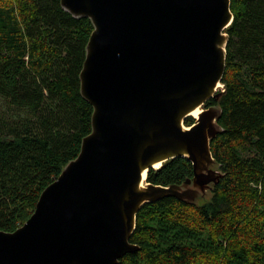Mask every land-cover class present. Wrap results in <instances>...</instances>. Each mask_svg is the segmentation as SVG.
I'll list each match as a JSON object with an SVG mask.
<instances>
[{"label":"water","instance_id":"95a60500","mask_svg":"<svg viewBox=\"0 0 264 264\" xmlns=\"http://www.w3.org/2000/svg\"><path fill=\"white\" fill-rule=\"evenodd\" d=\"M61 6L93 26L79 76L91 132L31 217L12 233L0 231V264H118L139 249L130 238L142 206L166 197L206 203L223 177L210 150L220 109L204 105L224 88L230 0ZM175 158L191 163V179L147 183L150 169Z\"/></svg>","mask_w":264,"mask_h":264},{"label":"trees","instance_id":"16d2710c","mask_svg":"<svg viewBox=\"0 0 264 264\" xmlns=\"http://www.w3.org/2000/svg\"><path fill=\"white\" fill-rule=\"evenodd\" d=\"M230 11L223 92L204 105L220 109L210 150L223 177L206 203L166 197L142 206L130 238L139 249L118 264H264V0H230ZM92 31L61 0H0L2 232L31 217L91 132L79 76ZM192 177L191 163L175 158L146 181L167 187Z\"/></svg>","mask_w":264,"mask_h":264},{"label":"bare ground","instance_id":"6f19581e","mask_svg":"<svg viewBox=\"0 0 264 264\" xmlns=\"http://www.w3.org/2000/svg\"><path fill=\"white\" fill-rule=\"evenodd\" d=\"M198 113H199V110H195V111L192 112L191 115L194 116V117H196ZM157 167H159V165H156L155 166V168H157Z\"/></svg>","mask_w":264,"mask_h":264},{"label":"rangeland","instance_id":"374dc122","mask_svg":"<svg viewBox=\"0 0 264 264\" xmlns=\"http://www.w3.org/2000/svg\"><path fill=\"white\" fill-rule=\"evenodd\" d=\"M213 169L216 170L215 167H214ZM207 201H208V200H207ZM203 202H204V201H199L198 203H199V204H202Z\"/></svg>","mask_w":264,"mask_h":264}]
</instances>
